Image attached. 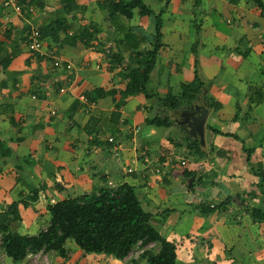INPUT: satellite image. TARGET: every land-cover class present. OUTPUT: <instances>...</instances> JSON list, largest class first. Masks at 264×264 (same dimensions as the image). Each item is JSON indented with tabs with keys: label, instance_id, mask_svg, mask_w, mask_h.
<instances>
[{
	"label": "crops",
	"instance_id": "obj_1",
	"mask_svg": "<svg viewBox=\"0 0 264 264\" xmlns=\"http://www.w3.org/2000/svg\"><path fill=\"white\" fill-rule=\"evenodd\" d=\"M108 1L74 0L81 10L69 11L61 0H40L20 5L16 16L0 0V216L18 202L21 220L10 230L36 236L49 225V205L129 184L151 225L174 246L176 264H264V218L252 215L264 216V18L256 0H142L162 19V47L146 94H177L197 73L204 99L194 105L208 113L203 159L189 153L183 126L145 124L158 110L144 94L129 97L117 118L119 94L87 101L95 88L126 87L119 74L133 57L123 53L125 65L111 70L106 53L120 50V26L144 38L139 50L151 48L152 18L134 10L131 19L111 22ZM32 29L47 30L43 49L53 50L61 67L29 51ZM190 107L169 116L175 121ZM88 124L91 133L83 129ZM139 146L148 147L150 162L135 158ZM69 251L66 259L43 254L51 264L104 260L73 243ZM0 264L22 263L0 249Z\"/></svg>",
	"mask_w": 264,
	"mask_h": 264
},
{
	"label": "trees",
	"instance_id": "obj_2",
	"mask_svg": "<svg viewBox=\"0 0 264 264\" xmlns=\"http://www.w3.org/2000/svg\"><path fill=\"white\" fill-rule=\"evenodd\" d=\"M168 2L169 0H166V4ZM18 3L22 6L27 4L38 6L40 0H21ZM255 3L264 18V4L258 0ZM61 4L69 11L81 10V7L77 6L74 0H61ZM104 8L108 10L111 22L119 17L127 20L131 19L134 10H138L141 16L151 17L154 26L150 37L151 48L139 50V45L144 41V38L138 37L131 30L120 26L124 30V36L119 42L120 50L117 53H111L110 50L106 53L111 62V70L117 66L121 65L123 67L125 65L126 61L123 53L128 52L129 58L133 57L134 64H127L126 68L119 74L120 77L127 80L126 87L121 91L95 88L85 94L87 101L95 102L98 99L119 94L115 112L112 113V118H117L120 108L125 105L129 97L144 94L147 99L153 100L158 110V113L146 118L145 124L154 128L174 126L175 121L171 119L169 113L177 112L184 106H193L202 99L204 96V83L195 72L194 80L190 83L181 84L178 94L174 95L168 92L163 96L159 94L148 96L145 86L149 81L162 47L161 14H155L142 0H110L106 2ZM57 25L59 28L63 26L59 22ZM38 31L41 37L47 34V30ZM64 33L67 34L65 29ZM94 33H96V30ZM72 39H75V37H72ZM15 55L16 53H13L4 58L3 65L7 66ZM124 72H127V74H124ZM74 109L75 105L69 111L72 112ZM90 128L91 126L88 124L83 129L87 133H91ZM186 147L189 153L198 159L206 157L205 150L197 140L187 137ZM263 184L264 176L261 177V185ZM36 199V195L29 197L30 201ZM23 204L26 205V202H23ZM208 209L209 212H213L216 207H208ZM47 210L50 216L49 225L46 230L40 231L36 236L20 235L10 230L12 222L21 220L18 212V202L10 204L0 216V249L14 263H22L28 254L38 252H54L58 257L66 259L69 249L66 248L65 244L67 240H71L84 254H104L118 261H123L128 257L133 248L139 243L143 247L156 243L159 246L157 252L145 251L142 255L146 260V264H176L174 246L167 242L151 225V214L143 209L134 187L129 184H121L115 189H100L98 192L88 195L58 201L49 205ZM258 214L261 216L260 219L264 218L262 212L252 210L253 216L256 217Z\"/></svg>",
	"mask_w": 264,
	"mask_h": 264
},
{
	"label": "built area",
	"instance_id": "obj_3",
	"mask_svg": "<svg viewBox=\"0 0 264 264\" xmlns=\"http://www.w3.org/2000/svg\"><path fill=\"white\" fill-rule=\"evenodd\" d=\"M1 2H2L3 7L11 8L16 16L22 15V8L16 0H1ZM27 47H28L29 51L36 53V54H39L40 56L50 60L53 63L54 67H61L62 66V64H63L62 60L56 56V54L53 50H47V49L44 50L43 49V39H42L41 34L38 31V29H32L29 32V34L27 35ZM109 50L110 49H107L106 52L108 53ZM65 67L67 69H71L72 65L70 62H66ZM61 91H63V90H61ZM137 131L138 130L136 129L135 133H137ZM108 142L112 143L113 139L109 138ZM135 150H136L135 158L143 157L145 162H150V159L147 157V153H148V147L147 146H139V147H136ZM182 165H185V161H182ZM131 172H132V170L129 169L128 173H131ZM154 173L159 174L160 169L158 167L155 168ZM213 207H214V205H210V208H213ZM128 257H129V255H128ZM128 257H126V258H128ZM22 264H51V260L46 255H44L43 252H38L35 254L30 253L24 259Z\"/></svg>",
	"mask_w": 264,
	"mask_h": 264
},
{
	"label": "water",
	"instance_id": "obj_4",
	"mask_svg": "<svg viewBox=\"0 0 264 264\" xmlns=\"http://www.w3.org/2000/svg\"><path fill=\"white\" fill-rule=\"evenodd\" d=\"M186 116H181L183 119L180 123L175 120L181 126H184V130L188 135L199 142L201 146L204 145L205 140V124L208 116L207 110L199 105H193L189 110H186Z\"/></svg>",
	"mask_w": 264,
	"mask_h": 264
},
{
	"label": "rangeland",
	"instance_id": "obj_5",
	"mask_svg": "<svg viewBox=\"0 0 264 264\" xmlns=\"http://www.w3.org/2000/svg\"><path fill=\"white\" fill-rule=\"evenodd\" d=\"M178 89H179V88H178ZM169 92H171L172 94L176 95L175 92H172L171 90H170ZM179 92H180V91H179ZM177 94H178V93H177ZM177 117H178V116H177ZM178 121H180V120H178ZM111 189H115V188L113 187V188H111ZM71 243H73L74 247H75L77 250L81 251V250L75 245V243H74L73 241H71V240H69V242L65 244V246H66L67 249H70V244H71ZM157 246H158V244H156V243H151V244H149V245H147V246H145V247H143V246L140 245V244L137 245V246H136L135 248H133V250L130 252L129 257L126 258V259H124V261H125L124 263H125V264H146V260L142 257V255L144 254L145 251H152V252H154V253L157 252V251H158V250H157ZM72 254H73V253H71V251L68 252V255H70V257H72ZM85 255L89 256V255H91V254H85ZM98 255H101V259H104V260H99V259L94 258V259H91L89 262H90L91 264H94V263H99V264H101L102 262H104V261H106V260H110V261H112V262H118V260L112 258L111 256H107V255H104V254H98ZM105 259H106V260H105ZM58 262H59V261H57V259L55 258L53 264H59ZM60 264H64V263L61 262ZM118 264H122V263H118Z\"/></svg>",
	"mask_w": 264,
	"mask_h": 264
},
{
	"label": "flooded vegetation",
	"instance_id": "obj_6",
	"mask_svg": "<svg viewBox=\"0 0 264 264\" xmlns=\"http://www.w3.org/2000/svg\"><path fill=\"white\" fill-rule=\"evenodd\" d=\"M178 120H180V121H178ZM183 119H181V117H179L178 119H177V122H181ZM183 128H184V126H183Z\"/></svg>",
	"mask_w": 264,
	"mask_h": 264
}]
</instances>
